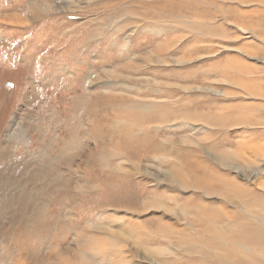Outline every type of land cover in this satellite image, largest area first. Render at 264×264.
<instances>
[{
  "label": "rangeland",
  "instance_id": "rangeland-1",
  "mask_svg": "<svg viewBox=\"0 0 264 264\" xmlns=\"http://www.w3.org/2000/svg\"><path fill=\"white\" fill-rule=\"evenodd\" d=\"M228 3L0 0V264H264V8Z\"/></svg>",
  "mask_w": 264,
  "mask_h": 264
},
{
  "label": "bare ground",
  "instance_id": "bare-ground-1",
  "mask_svg": "<svg viewBox=\"0 0 264 264\" xmlns=\"http://www.w3.org/2000/svg\"><path fill=\"white\" fill-rule=\"evenodd\" d=\"M161 1V0H160ZM206 1V0H205ZM223 2H229V3H232V4H239V5H241V6H246V5H248L250 2H252L253 0H222ZM259 1H261L262 3V5H263V8H264V0H259ZM174 2V1H173ZM210 2V1H209ZM164 3H168V2H164ZM229 3H228V7H229ZM178 6H179V10H178V14L177 15H181L180 13H182V11L184 10V9H182L183 8V4L182 5H179V4H177ZM149 6H150V4H149ZM149 6L147 5L146 7H148L146 10L148 11L149 10ZM224 6V5H223ZM235 6V5H234ZM221 7V6H220ZM232 7V6H231ZM228 8V12H232V14H233V12H237V8ZM236 7V6H235ZM223 8V7H222ZM226 8V7H225ZM241 8V7H240ZM262 8V9H263ZM41 11L44 13V12H46V13H50V12H52L51 11V9H50V7H49V5H47V4H45L44 5V7H43V9H41ZM173 11V10H172ZM221 12L222 13H224L225 14V10H221ZM227 12V11H226ZM239 12V11H238ZM171 13V12H170ZM184 13V12H183ZM172 15H176L174 12H172L171 13ZM237 14V13H236ZM236 14H233V15H231V17L230 18H232L233 17V19H234V17H236L237 18V15ZM246 14H248L250 17L251 16H253L254 14H259L260 15V17L262 18V16L264 17V10L263 11H261V10H259V9H256L255 8V10L254 9H252V10H250V11H243V12H241V14H239V15H241V17H243V18H245L246 19V17H249L248 15H246ZM182 15H184V14H182ZM258 15V16H259ZM186 16V15H185ZM201 16L202 17H207V18H211V19H214V18H217L218 16H220V14L219 15H216V14H213L212 12H211V9L209 8V7H204L201 11H195V12H193V15L192 16H190V18H193L194 17V20L196 21V20H200V23H198L199 24V26H197L199 29L197 30V31H199L200 33H198L200 36H198V37H196V38H192V39H189V40H186L182 45L184 46H188L189 45V47H188V49H190V48H192V52H194V50H196L197 48H204V49H207L210 53H212V48H211V46H208L209 44V42L211 43V42H215V41H217V40H221L222 41V39L224 38V34L226 33H224L222 36H221V34H220V36L218 35L219 34V32L218 31H221L222 29H221V26L220 25H218V26H220V27H217V25H211L210 24V21L209 20H206V21H204V19L203 18H201ZM257 16V15H256ZM221 17V16H220ZM225 17H226V20L224 21V19H223V24H225V23H227V24H229L230 25V21H229V18H228V15H226L225 14ZM239 17V16H238ZM223 18V17H222ZM235 18V19H236ZM253 18V17H252ZM254 18H256V17H254ZM202 19V20H201ZM238 19V18H237ZM254 20V19H253ZM237 21V20H236ZM240 21L242 22V20L240 19ZM248 21V20H247ZM246 21V22H247ZM244 22V21H243ZM258 22V21H257ZM195 23V22H194ZM245 23V22H244ZM262 23H263V21H262ZM226 24V25H227ZM242 24V23H241ZM251 24V23H250ZM238 26L237 27H239L241 30H242V32L244 33L245 31L247 32V29L245 30V28H243V27H241V25L240 24H237ZM243 25V24H242ZM252 25V24H251ZM194 26V25H193ZM260 26H262V25H260ZM224 29V28H223ZM263 29V28H262ZM228 31V30H227ZM222 32V31H221ZM220 32V33H221ZM223 32H224V30H223ZM226 35H228V34H226ZM230 35V34H229ZM234 35V34H233ZM253 35L257 38L258 37V35H259V33L254 29V31H253ZM216 36L218 37V38H216ZM137 37V36H136ZM200 37H202L201 38V40H199L200 39ZM230 38V37H229ZM131 40H132V38H131V36H127L126 37V46H125V48H127L128 47V45H129V43L131 42ZM264 41V40H263ZM206 43V44H205ZM218 43V42H217ZM225 43V42H224ZM264 43V42H263ZM171 45V44H170ZM211 45V44H210ZM172 46V45H171ZM197 47L196 49H194L193 47ZM213 47H215V46H213ZM228 49V48H227ZM191 51V50H190ZM189 51V52H190ZM240 51V50H239ZM197 52H199V51H197ZM191 53V52H190ZM189 53V54H190ZM201 53V52H200ZM241 53H245L244 51H242ZM247 54V53H246ZM192 56H194V55H192ZM185 57V56H184ZM226 59H228V57L226 58ZM235 60V62H236V60H238L237 58L236 59H234ZM229 61H230V59H229ZM232 61V60H231ZM234 62V61H233ZM240 63V62H239ZM241 64V63H240ZM247 66V65H246ZM243 67V66H242ZM248 72V71H247ZM249 91V90H248ZM247 94H249V96H253V94L251 93V92H248ZM262 99V98H261ZM51 172V171H50ZM33 182V181H32ZM34 188V187H33ZM32 190H34V189H32ZM240 239L241 240H246L250 245H257L258 247H260L261 248V252L262 253H264V236L262 237V238H260V239H255V238H252V237H249V236H242V237H240ZM244 262H240V264H243Z\"/></svg>",
  "mask_w": 264,
  "mask_h": 264
}]
</instances>
